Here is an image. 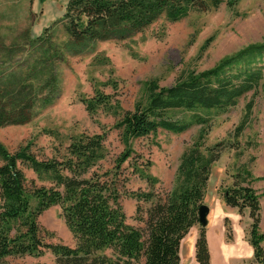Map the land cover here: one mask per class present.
<instances>
[{"label":"trees","instance_id":"1","mask_svg":"<svg viewBox=\"0 0 264 264\" xmlns=\"http://www.w3.org/2000/svg\"><path fill=\"white\" fill-rule=\"evenodd\" d=\"M220 2L67 0L62 16L28 40L29 51L22 65L28 82L16 73L5 75L0 67V127L24 124L37 107L54 100L60 88L55 62L64 56L89 50L99 41L123 40L162 18L174 22L192 11L216 8ZM57 23L67 36L62 45L55 42L53 28ZM263 69L264 41L248 44L205 70L179 77L170 86L150 82L147 101L137 102L133 110H122L117 100L111 104L110 96L99 91L82 99L90 113L100 107L114 108V128L119 130L124 148L111 166L102 165L108 153L104 133L71 136L60 159H38L29 144L11 153L0 143V264H14L9 257L40 256L46 251L54 257V264H179L180 241L198 224V208L211 166L224 142L205 146L200 134L182 152L173 184L164 195L128 192L137 201L149 203L137 208L136 219L143 223L137 227L126 221L120 203L121 168L134 152L130 141L158 130L180 133L193 124L205 126L208 110H226L248 91L264 87ZM242 126L237 127V136ZM20 164L48 184L32 183L29 187ZM132 164V172L150 184L156 182L148 174L147 164ZM236 181L224 190L223 200L239 211L248 209L253 262L264 264V232L258 231L260 194L244 177L245 185L240 179ZM53 205L61 207L74 239L72 246L47 241L45 235L51 237L52 233L38 224L39 215ZM227 236L230 238L229 233ZM195 257L199 264H210L205 226H199Z\"/></svg>","mask_w":264,"mask_h":264},{"label":"rangeland","instance_id":"2","mask_svg":"<svg viewBox=\"0 0 264 264\" xmlns=\"http://www.w3.org/2000/svg\"><path fill=\"white\" fill-rule=\"evenodd\" d=\"M66 1L0 0V67L5 75L16 73L20 80L26 81L22 65L29 51L28 40L62 16ZM220 1L216 8L192 11L174 22L162 18L123 40L99 41L89 50L64 56L55 62L60 85L57 96L46 106L38 104L28 122L0 127V143L11 153L29 144L38 159H60L71 136L104 133L108 153L102 165L111 166L124 148L120 132L114 128L117 119L112 112L114 108L100 107L90 113L82 99L99 91L110 96L111 104L117 100L122 110H133L137 102L147 101L150 82L160 87L170 86L179 77L205 70L248 44L264 41V0ZM53 32L55 42L62 45L67 36L60 23ZM44 93L45 90L40 96ZM206 114L205 126L193 124L180 133L158 130L130 141L134 152L122 165L119 186L120 203L128 223L143 226L136 219L137 208L149 204L137 201L128 192L152 191L164 195L173 184L182 152L202 134L205 146L224 142L220 156L211 166L202 203H224L223 192L227 187L239 179L244 185L248 181L260 194L258 231L264 232V87L248 91L226 110L211 109ZM240 124L243 126L237 136ZM134 162L147 164V172L156 182L150 184L132 172ZM20 167L29 187L32 183L48 184L26 165ZM243 177L246 182L242 181ZM232 211L246 223L248 239L252 221L248 209L239 211L232 207ZM37 221L43 230L52 233L51 237L45 235L47 241L74 244L59 205L44 210ZM225 225L226 237L231 239L227 220ZM7 260L14 264H54L49 251L40 256L23 255Z\"/></svg>","mask_w":264,"mask_h":264},{"label":"crops","instance_id":"3","mask_svg":"<svg viewBox=\"0 0 264 264\" xmlns=\"http://www.w3.org/2000/svg\"><path fill=\"white\" fill-rule=\"evenodd\" d=\"M205 202L209 207L207 224L205 225V238L210 264H255L253 262V247L247 236H245L246 223H244L243 218L233 214L232 206L227 205L225 202L216 201L215 204ZM226 220L231 226V239L226 237ZM198 233L199 226L193 225L181 239L179 264H199L195 257V242ZM262 245L264 248L263 242Z\"/></svg>","mask_w":264,"mask_h":264},{"label":"water","instance_id":"4","mask_svg":"<svg viewBox=\"0 0 264 264\" xmlns=\"http://www.w3.org/2000/svg\"><path fill=\"white\" fill-rule=\"evenodd\" d=\"M209 213L208 205L202 203L198 208V224L205 226L207 224V215Z\"/></svg>","mask_w":264,"mask_h":264}]
</instances>
